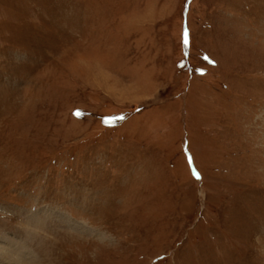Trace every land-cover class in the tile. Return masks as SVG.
<instances>
[{"label": "rangeland", "instance_id": "1", "mask_svg": "<svg viewBox=\"0 0 264 264\" xmlns=\"http://www.w3.org/2000/svg\"><path fill=\"white\" fill-rule=\"evenodd\" d=\"M0 255L264 264V0H0Z\"/></svg>", "mask_w": 264, "mask_h": 264}, {"label": "snow or ice", "instance_id": "2", "mask_svg": "<svg viewBox=\"0 0 264 264\" xmlns=\"http://www.w3.org/2000/svg\"><path fill=\"white\" fill-rule=\"evenodd\" d=\"M185 43H187V34H185ZM81 113L77 112V115H80ZM121 119H124V117H112V118H106L104 123L105 124H114L117 120H121ZM198 175V173H197Z\"/></svg>", "mask_w": 264, "mask_h": 264}, {"label": "bare ground", "instance_id": "3", "mask_svg": "<svg viewBox=\"0 0 264 264\" xmlns=\"http://www.w3.org/2000/svg\"><path fill=\"white\" fill-rule=\"evenodd\" d=\"M75 223V222H74ZM76 224V226H78V228L80 227V226H84L82 223H80V222H76L75 223ZM83 228V227H82ZM80 229V228H79ZM0 257H1V255H0Z\"/></svg>", "mask_w": 264, "mask_h": 264}]
</instances>
